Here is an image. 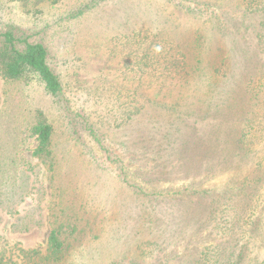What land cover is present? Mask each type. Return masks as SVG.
Segmentation results:
<instances>
[{
	"label": "rangeland",
	"instance_id": "obj_1",
	"mask_svg": "<svg viewBox=\"0 0 264 264\" xmlns=\"http://www.w3.org/2000/svg\"><path fill=\"white\" fill-rule=\"evenodd\" d=\"M0 31L62 85L0 77V264H264V0H0Z\"/></svg>",
	"mask_w": 264,
	"mask_h": 264
},
{
	"label": "trees",
	"instance_id": "obj_2",
	"mask_svg": "<svg viewBox=\"0 0 264 264\" xmlns=\"http://www.w3.org/2000/svg\"><path fill=\"white\" fill-rule=\"evenodd\" d=\"M82 12L80 10L76 14ZM47 54V49L39 42H30L27 37L16 36L11 31H0V77L6 80L37 77L48 94L58 97L62 94V85L58 75L48 63ZM138 110V108L134 109L135 113ZM52 131V126L43 118L33 125L32 133L38 142L35 155L50 152L48 148L51 145ZM50 240L55 242L57 239L51 235ZM58 244L56 241L55 246Z\"/></svg>",
	"mask_w": 264,
	"mask_h": 264
}]
</instances>
